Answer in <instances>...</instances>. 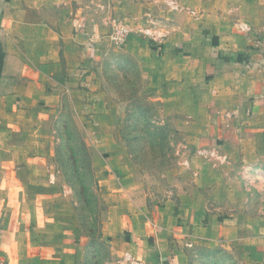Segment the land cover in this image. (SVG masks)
Listing matches in <instances>:
<instances>
[{"label": "crops", "instance_id": "1", "mask_svg": "<svg viewBox=\"0 0 264 264\" xmlns=\"http://www.w3.org/2000/svg\"><path fill=\"white\" fill-rule=\"evenodd\" d=\"M174 1L176 8L164 0H0V264L44 258L50 242L71 254L74 223L38 204L57 195L59 173L46 172L56 113L86 82L88 51L104 49L106 13L131 30L122 45L131 55L150 43L149 55L137 56L145 70L187 75L192 117L200 104L209 111L222 101L226 152L209 163H227L231 176L264 169V0ZM148 21L157 40L137 47L133 37ZM140 209L123 197L110 208L103 229L123 256L112 264H264V216L243 201L229 212L194 201H165L143 218Z\"/></svg>", "mask_w": 264, "mask_h": 264}, {"label": "rangeland", "instance_id": "2", "mask_svg": "<svg viewBox=\"0 0 264 264\" xmlns=\"http://www.w3.org/2000/svg\"><path fill=\"white\" fill-rule=\"evenodd\" d=\"M106 14L102 53L88 51L86 82L67 92L56 113L49 146L54 155L46 172L59 173L57 195L38 204L39 212L74 223L72 251L66 258V243L50 242L51 256L26 264H112L123 258L103 229L120 197L146 209L138 211L140 218L165 201L206 202L228 212L231 203L243 201L249 214L264 216V169L257 165L231 176L227 163L208 162V156L215 163L226 152L219 126L227 121L222 101L211 103L209 111L200 104V114L192 117L187 75L167 67L174 78L156 67L145 70L138 59L149 55L150 43L135 57L127 47L113 45V18ZM144 30L131 39L137 47L157 40ZM47 225L37 230L44 232Z\"/></svg>", "mask_w": 264, "mask_h": 264}, {"label": "built area", "instance_id": "3", "mask_svg": "<svg viewBox=\"0 0 264 264\" xmlns=\"http://www.w3.org/2000/svg\"><path fill=\"white\" fill-rule=\"evenodd\" d=\"M168 5L171 8H176V2L174 0H166ZM151 27L145 29L143 32L148 35H152L154 33V24L153 22H150ZM111 40L113 42V45L116 46H122L126 43L128 36L130 35V29L119 23V22H113L112 23V28H111ZM159 264V263H155Z\"/></svg>", "mask_w": 264, "mask_h": 264}]
</instances>
